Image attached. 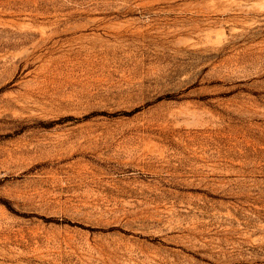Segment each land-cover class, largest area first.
<instances>
[{"label": "rangeland", "instance_id": "obj_1", "mask_svg": "<svg viewBox=\"0 0 264 264\" xmlns=\"http://www.w3.org/2000/svg\"><path fill=\"white\" fill-rule=\"evenodd\" d=\"M0 264H264V0H0Z\"/></svg>", "mask_w": 264, "mask_h": 264}]
</instances>
